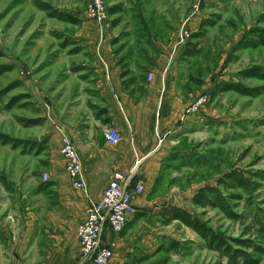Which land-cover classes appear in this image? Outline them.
I'll return each instance as SVG.
<instances>
[{"label": "rangeland", "instance_id": "374dc122", "mask_svg": "<svg viewBox=\"0 0 264 264\" xmlns=\"http://www.w3.org/2000/svg\"><path fill=\"white\" fill-rule=\"evenodd\" d=\"M107 2L109 30L121 31L138 45L142 40L135 33L143 31L142 28L148 27L155 36L167 37L169 31L177 30L179 23H188L200 14L202 24L197 30L187 29L192 36L199 32L205 34L191 39L182 36V45L188 51L180 61L187 89H201L210 96V101L201 107L203 121L197 124V132L191 130V134L175 141V150L164 162L156 187L150 192L155 208L144 215L140 227L142 232H148L145 237H151L152 245L141 252L136 264H227V258L206 248L205 241L193 229L179 221L164 223L160 211L171 196L176 197L184 208L231 240L249 237L254 232V216H264V79L244 74L254 67L264 72V44L249 43L253 37L250 31L264 28V0ZM113 2L128 4L121 9ZM130 2H136L137 6L130 7ZM194 2H200L202 7L198 15L192 14ZM88 3L89 0H0V66L10 67L0 75V133L30 143L14 147L0 141V173L7 177L9 188L16 185L14 181L18 178L41 177L50 172L48 142L53 127L50 96L59 82L64 85L67 70L77 69L81 61L91 63L88 52L68 53V48H75L70 35L83 29L82 20H91L87 15ZM42 4H48L49 10ZM111 6L121 13L113 15ZM55 10L66 15L76 14L82 19L79 24L66 22L50 15ZM138 16L135 22L133 18ZM60 53L64 61L58 60ZM92 70V67L86 69L91 73ZM231 82L259 89V93L244 95L223 90ZM17 97L19 100L7 108ZM32 120L39 122L32 123ZM231 171H238L259 184L251 194L219 186L234 209L244 215L242 219H231L218 208H201L186 202L200 188L218 186V179ZM5 190L9 191L0 182V203L7 196ZM172 241L177 248L172 249ZM259 257L260 264H264V253Z\"/></svg>", "mask_w": 264, "mask_h": 264}, {"label": "crops", "instance_id": "0c3cea01", "mask_svg": "<svg viewBox=\"0 0 264 264\" xmlns=\"http://www.w3.org/2000/svg\"><path fill=\"white\" fill-rule=\"evenodd\" d=\"M113 3L121 9L128 4ZM136 4L130 2L129 6ZM111 7L113 15L121 13ZM200 16L179 23L167 37L142 28L135 33L142 40L140 45L121 31L111 32L110 22L101 32L96 21L82 20L83 29L70 35L75 48H68V53L88 52L91 63L85 58L80 67L67 70L64 85L59 82L51 92L50 181H43L42 176H25L13 180L16 185L4 191L7 196L0 203V264H87L81 257L78 227L86 219L89 203L102 197L117 173L130 174L134 181L143 180L145 192L136 200L138 213L123 232L106 230L104 243L115 244L113 264L140 261L141 252L152 245L151 237H145L148 232L140 227L144 215L155 208L150 192L156 187L164 162L175 150V141L191 134V130L196 133L197 124L203 121L202 109L189 111L203 91L187 89L180 61L187 50L181 43V27L196 31L202 24ZM133 20L138 21L139 16ZM60 54L58 60L64 61ZM89 67L92 73L86 71ZM151 72L154 76L149 81ZM58 126L64 128L83 156L87 191L72 184L61 153ZM109 126L117 127L123 135L117 146L106 139ZM193 196L186 202L192 203ZM170 199L162 207H183L176 197Z\"/></svg>", "mask_w": 264, "mask_h": 264}, {"label": "built area", "instance_id": "2783aa9c", "mask_svg": "<svg viewBox=\"0 0 264 264\" xmlns=\"http://www.w3.org/2000/svg\"><path fill=\"white\" fill-rule=\"evenodd\" d=\"M191 9L193 15L201 13L200 2H194ZM87 15L91 20L98 23L100 31L103 32L110 19L107 0H89ZM181 33L186 39L192 38V32L184 26ZM106 74H109L107 67ZM153 76L152 72L149 73L148 80H152ZM209 101L210 96L202 94L193 101L189 111L192 113L197 112ZM57 130L62 134L61 153L65 159L66 170L72 184L76 189L87 191L88 184L86 182L83 156L64 128L58 126ZM105 136L113 146H117L123 138L122 133L115 126H109L106 129ZM42 177L43 181H50L49 173H44ZM133 178L130 174L117 173L108 182L102 197L89 203L86 219L78 227L83 263L113 264L115 244H105L104 234L106 230L117 233L123 232L128 221L138 213L136 200L145 192V182L141 179L134 182Z\"/></svg>", "mask_w": 264, "mask_h": 264}, {"label": "trees", "instance_id": "16d2710c", "mask_svg": "<svg viewBox=\"0 0 264 264\" xmlns=\"http://www.w3.org/2000/svg\"><path fill=\"white\" fill-rule=\"evenodd\" d=\"M42 7H44L46 10H49L48 4H42ZM50 15L70 23L80 22V19L76 16L72 14L66 15L62 12H59L58 10L50 12ZM203 33L204 32L196 33L192 37H203L205 35ZM251 34L253 37L249 42L250 45L259 46L264 44V28H254L250 31V35ZM187 51L188 49L184 55L187 54ZM8 69H10L9 66H0V75ZM244 74L264 79V72H262L259 67L250 68L246 70ZM124 76L125 73H122V77ZM223 90H235L244 95H256L259 93V89L247 88L240 82L226 83ZM1 97L2 93H0V110L2 104ZM17 100H19V97L13 98L11 103H8L6 107L11 108L14 102H17ZM37 122H39V120H32V123ZM0 141L4 144H12L14 147L26 146L30 144L27 140L14 138L4 133H0ZM32 143L36 145L37 141ZM0 182L10 189V184L7 177L1 173ZM220 185L225 189H242L251 194L253 191L257 190L259 184L252 181L251 178L238 173V171H231L226 173L222 178L218 179V186L208 185L202 187L193 196L192 202L194 206H199L201 208H218L231 219H242L244 215L234 209L227 199V196L223 193L222 188L219 187ZM233 197L237 198L236 196ZM160 216L166 224H170L173 221H179L187 227L193 229L205 241L206 248L215 250L221 256H225L227 258V264H260L261 258L259 256L264 253V216H254V222H252L254 232L251 233L249 237L234 238L233 240L217 232L208 224V222L203 221L199 216L195 215L187 208L182 206L172 204L164 206L160 211ZM251 230L252 228L249 229V232H251ZM231 241H233V243ZM171 244L172 249L177 248L175 242L172 241Z\"/></svg>", "mask_w": 264, "mask_h": 264}]
</instances>
